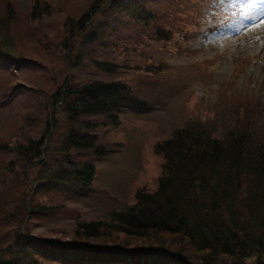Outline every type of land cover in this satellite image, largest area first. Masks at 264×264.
I'll list each match as a JSON object with an SVG mask.
<instances>
[{"label":"trees","instance_id":"16d2710c","mask_svg":"<svg viewBox=\"0 0 264 264\" xmlns=\"http://www.w3.org/2000/svg\"><path fill=\"white\" fill-rule=\"evenodd\" d=\"M156 1L89 0L79 16L66 14L62 60L71 68L84 67L89 59L97 70L114 75L119 64L97 57L96 44L109 31L117 32L120 41L129 39L122 32L127 16L131 22H141L147 33L154 25L152 34L161 39L170 38L174 31L182 41L189 40L194 31L185 28L184 19L169 17L166 22L168 15H160L172 14L181 2L159 14ZM51 10L48 0H28V18L19 26L15 1L0 0V61H8L9 53L22 49L26 37L40 50L48 49V42L41 44L31 24ZM192 22L191 28L199 25ZM178 50L184 51L181 46ZM17 52L24 60L32 56L26 47ZM167 67L160 63L154 70ZM48 99L49 117L41 135L13 147L28 166H50L49 172L40 170L32 191L46 184L89 188L96 173L94 163H77L70 156L72 151L97 147L98 135L89 132L95 123L83 118L106 114L116 124L123 108L142 110L149 104L120 79L76 82L68 75ZM56 106L67 125L59 156L48 163L43 158L49 152L47 142L60 124L54 116ZM226 120L220 133L215 120L206 117L188 118L173 128L154 144L155 153L163 157L156 188L137 189L134 202L113 209L109 218L77 221L67 240L30 230L29 215L50 207L31 204L27 196H18L13 203L1 191L0 264H52L54 260L62 264H264V117L243 105L232 109ZM7 151L12 150L0 145V154Z\"/></svg>","mask_w":264,"mask_h":264},{"label":"rangeland","instance_id":"374dc122","mask_svg":"<svg viewBox=\"0 0 264 264\" xmlns=\"http://www.w3.org/2000/svg\"><path fill=\"white\" fill-rule=\"evenodd\" d=\"M14 1L21 16L19 26L25 25L28 0ZM48 1L51 12L31 24L41 44L48 42V49L40 50L26 37L22 49H14L8 61H0V145L12 150L0 154V192L13 203L16 197L27 196L31 204L50 207L44 213L29 215L28 226L36 235L67 240L77 221L109 218L113 209L134 202L137 189H155L163 157L155 153L154 144L167 138L184 120L214 119L220 133L230 111L240 106L248 105L264 117V24L254 26L229 7L228 0H157L158 13L181 2L172 14H159L168 15L166 22L169 17L184 19L185 28L194 31L185 41L174 31L170 38L161 39L152 34L154 25L149 34L141 22H131L127 16L122 32L129 39L120 41L117 32L109 31L96 44L97 57H107L120 66L111 76L97 70L89 59L84 67L69 68L61 57L64 17L68 13L79 16L89 0ZM176 10L180 11L175 14ZM192 21L199 25L191 28ZM179 46L184 51L178 50ZM24 47L31 52L29 60L17 56L16 50ZM160 63L168 67L154 70ZM66 75L76 82L120 79L149 104L142 110L123 108L116 124L106 114L83 118L95 123L89 132L98 135L97 147L72 151L70 156L77 163H94L96 173L89 188L46 184L32 191L40 170L49 172L50 166H28L13 147L41 135L49 117L48 95ZM54 116L60 124L47 142L50 148L43 158L48 163L59 156L67 125L58 106ZM52 264L62 263L54 260Z\"/></svg>","mask_w":264,"mask_h":264},{"label":"snow or ice","instance_id":"6c2138e0","mask_svg":"<svg viewBox=\"0 0 264 264\" xmlns=\"http://www.w3.org/2000/svg\"><path fill=\"white\" fill-rule=\"evenodd\" d=\"M228 3L254 26L264 24V0H228Z\"/></svg>","mask_w":264,"mask_h":264}]
</instances>
